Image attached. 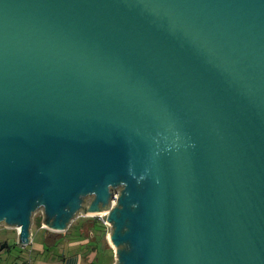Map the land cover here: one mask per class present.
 <instances>
[{
	"label": "water",
	"instance_id": "water-1",
	"mask_svg": "<svg viewBox=\"0 0 264 264\" xmlns=\"http://www.w3.org/2000/svg\"><path fill=\"white\" fill-rule=\"evenodd\" d=\"M38 211H109L115 264H264V0H0V225Z\"/></svg>",
	"mask_w": 264,
	"mask_h": 264
},
{
	"label": "crops",
	"instance_id": "crops-1",
	"mask_svg": "<svg viewBox=\"0 0 264 264\" xmlns=\"http://www.w3.org/2000/svg\"><path fill=\"white\" fill-rule=\"evenodd\" d=\"M43 225L42 222L40 230L47 232L45 240L38 242L33 239L28 255L20 256L19 264H100L96 259L97 250L92 249L93 240L84 237L80 228L72 233V226L63 235H57L58 233L52 234Z\"/></svg>",
	"mask_w": 264,
	"mask_h": 264
},
{
	"label": "rangeland",
	"instance_id": "rangeland-1",
	"mask_svg": "<svg viewBox=\"0 0 264 264\" xmlns=\"http://www.w3.org/2000/svg\"><path fill=\"white\" fill-rule=\"evenodd\" d=\"M100 214L101 213L90 216L81 215L73 222L72 226H74V230L72 233H75V231L80 228V230L83 232V236L88 240L95 239L96 234H99L101 237L106 236V240L103 241L100 250H97L96 259L98 262H100V264H105L108 262V264H114L117 262L115 251L114 249L113 251L107 250V248L110 246L113 248L109 241V235L112 232V227L105 224L104 220H107V217L105 219L101 218ZM40 216H43L42 212L38 211V213L35 214L33 221V230L35 231L33 239L37 240L38 242L42 239L45 240V236L47 234L46 231L40 230L41 226L36 223V219H38ZM93 229L96 230V233H93ZM6 242L9 243L10 249L8 247L3 249V246ZM29 248V246L24 247L20 245L18 230L7 228L5 224L0 225V264H7L9 262L14 263L15 261L16 263H19L18 260H20V256L25 257V255H28L27 252L29 251Z\"/></svg>",
	"mask_w": 264,
	"mask_h": 264
},
{
	"label": "trees",
	"instance_id": "trees-1",
	"mask_svg": "<svg viewBox=\"0 0 264 264\" xmlns=\"http://www.w3.org/2000/svg\"><path fill=\"white\" fill-rule=\"evenodd\" d=\"M42 222H43V216H40L38 219H36V223L39 225V226H41L42 225ZM94 230V232L93 233H95L96 232V230L95 229H93ZM57 235H63V234H57ZM95 235V234H94ZM106 236H103V237H101V236H98V235H95V239H93V245H92V249H94L95 251L96 250H100V248H101V246H102V244H103V241H105L106 240V238H105ZM107 242V241H106ZM10 246H8V248H9ZM105 248V247H104ZM10 249V248H9ZM106 249V248H105ZM107 250H112L113 251V248H111V246L110 247H108L107 248ZM15 264H17L16 263V261L14 262ZM19 264V263H18Z\"/></svg>",
	"mask_w": 264,
	"mask_h": 264
},
{
	"label": "built area",
	"instance_id": "built-area-1",
	"mask_svg": "<svg viewBox=\"0 0 264 264\" xmlns=\"http://www.w3.org/2000/svg\"><path fill=\"white\" fill-rule=\"evenodd\" d=\"M114 203H115V200L113 201V205H114ZM108 215H109V211H106V212H104V213H101L100 214V216H101V218H108ZM106 218V219H107ZM105 221V224H107L108 226H111L107 221H108V219L107 220H104ZM7 227V226H6ZM43 227L45 228V226L43 225ZM8 228V227H7ZM11 229V228H10ZM46 229V228H45ZM16 230H18V232H20V229H16ZM18 264V263H17Z\"/></svg>",
	"mask_w": 264,
	"mask_h": 264
},
{
	"label": "bare ground",
	"instance_id": "bare-ground-1",
	"mask_svg": "<svg viewBox=\"0 0 264 264\" xmlns=\"http://www.w3.org/2000/svg\"><path fill=\"white\" fill-rule=\"evenodd\" d=\"M92 215H98V214H92Z\"/></svg>",
	"mask_w": 264,
	"mask_h": 264
}]
</instances>
